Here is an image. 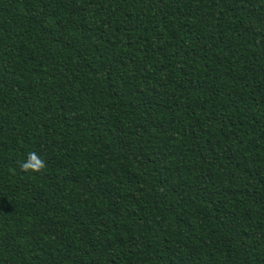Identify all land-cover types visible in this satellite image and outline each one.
<instances>
[{
  "label": "trees",
  "instance_id": "obj_1",
  "mask_svg": "<svg viewBox=\"0 0 264 264\" xmlns=\"http://www.w3.org/2000/svg\"><path fill=\"white\" fill-rule=\"evenodd\" d=\"M0 264H264V0H0Z\"/></svg>",
  "mask_w": 264,
  "mask_h": 264
},
{
  "label": "clouds",
  "instance_id": "obj_2",
  "mask_svg": "<svg viewBox=\"0 0 264 264\" xmlns=\"http://www.w3.org/2000/svg\"><path fill=\"white\" fill-rule=\"evenodd\" d=\"M33 159H35V157H33ZM28 166H30V165H26V167H28Z\"/></svg>",
  "mask_w": 264,
  "mask_h": 264
}]
</instances>
